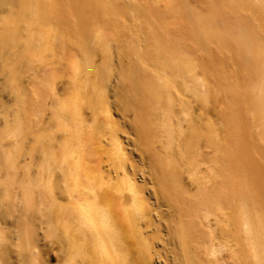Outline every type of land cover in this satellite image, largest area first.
<instances>
[{
    "label": "bare ground",
    "instance_id": "6f19581e",
    "mask_svg": "<svg viewBox=\"0 0 264 264\" xmlns=\"http://www.w3.org/2000/svg\"><path fill=\"white\" fill-rule=\"evenodd\" d=\"M0 264H264V0H0Z\"/></svg>",
    "mask_w": 264,
    "mask_h": 264
},
{
    "label": "rangeland",
    "instance_id": "374dc122",
    "mask_svg": "<svg viewBox=\"0 0 264 264\" xmlns=\"http://www.w3.org/2000/svg\"><path fill=\"white\" fill-rule=\"evenodd\" d=\"M110 33V31H109V29L106 31V33L107 34H109ZM112 44H113V47H117V44H116V42L115 41H113L112 42ZM60 46H62V48H60L61 49V52L59 53L60 55H62V53L64 52V47L63 46H66V45H63V44H61ZM59 46V47H60ZM60 50H58L57 49V53L59 52ZM50 52H46V54L48 55ZM76 54H77V56H79V53H78V51L76 50V52L75 53H73V56H72V58L70 57V55L68 56V55H65L64 54V58L67 56V58H65V59H69V61L71 60V62L72 61H74V60H77V59H79L80 58V56H79V58H76L77 56H76ZM74 57V58H73ZM71 58V59H70ZM100 60V57L99 56H96L95 57V61H99ZM112 82V81H111ZM111 82H109L108 83V85H109V87H110V83ZM115 83L114 82H112V84L111 85H114ZM4 95H6V93H4ZM10 95V94H9ZM7 96V95H6ZM10 99H8V100H12V102H13V99H12V94H11V96H8ZM13 97H15V96H13ZM16 100V99H15ZM14 100V102L13 103H16V101ZM112 99H110V101H111ZM194 106H195V109H193L194 111H193V113H195L194 114V116H197L199 113H200V111H198L197 109H196V105L195 104H193V108H194ZM110 108H111V110H112V112L114 113L113 115H114V117H116L118 120H119V122H120V130H119V136H120V138H121V140H122V142L124 143V144H126L125 143V141H127L128 142V144H127V146H126V148H127V151H128V157L131 159V161H133V162H135V164H136V166H137V171L135 172L136 173V177L138 178V181H142L141 180V177H142V175H143V172L144 171H147V169L146 168H148V166H150V163L148 162V155H147V152L145 151V150H143L142 151V149L140 148V147H138V146H135V144L133 143L132 144V142H133V137H134V132H133V130L131 129V126H130V123H131V121L133 120V118H134V113L131 111V110H129V109H125V108H123L121 105H119V104H115V106L112 104L111 106H110ZM195 111H197V112H195ZM123 117V118H122ZM250 129L252 130V129H254L253 130V132H255V133H258L259 131H258V129H256V128H258L259 127V125H257V123L256 122H254V120H253V118L251 117L250 118ZM254 122V123H253ZM183 124V126H184V123H182ZM258 126V127H257ZM256 127V128H255ZM260 128L261 127H259V130H260ZM255 130H257V132L255 131ZM157 133V132H156ZM129 135V136H128ZM128 137V138H127ZM135 138V137H134ZM130 144V145H129ZM157 145V146H156ZM156 145L154 144L153 146L155 147L156 146V148H159V143H156ZM205 149H207V148H205L204 147V144L203 143H201V150H205ZM141 150V151H140ZM144 151L146 152L145 154H144ZM207 151H209V149L207 150ZM144 170V171H143ZM142 171V172H141ZM186 181V183H188V181L187 180H185ZM152 201H153V199H152Z\"/></svg>",
    "mask_w": 264,
    "mask_h": 264
}]
</instances>
